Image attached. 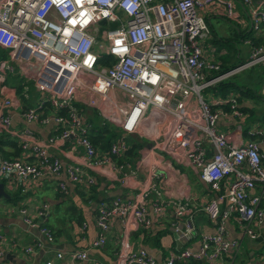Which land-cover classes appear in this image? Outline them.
<instances>
[{
  "label": "built area",
  "instance_id": "obj_1",
  "mask_svg": "<svg viewBox=\"0 0 264 264\" xmlns=\"http://www.w3.org/2000/svg\"><path fill=\"white\" fill-rule=\"evenodd\" d=\"M241 1L249 7L250 29L257 33L264 24V8L252 0ZM208 10L237 19L232 0H0V47L7 51V57L0 59V70H11L12 62L33 60V84L45 95L25 107L22 115L26 121L52 120L59 126L56 135L40 143L31 139L28 127L14 132L22 155H0V180L10 186L43 173H64L74 183L93 184L95 176L87 168L112 162V156L126 148L124 135L149 119L163 124L157 145L194 166L211 192L202 210L214 230L199 233L196 249L187 246L195 233L187 214L188 198H165L152 180H144L130 197L118 195L99 203L94 214L97 235L91 245H103L112 221L118 219L121 232L116 264H156L144 247L131 248L128 236L138 227L159 224L168 206L174 219L167 226L181 247L168 251L165 264L184 259L229 264L242 236L261 237L264 127L256 123L231 127L229 121L219 118L241 114L236 95L204 99L200 90L243 67L264 63V43L247 37V60L222 70L212 58L213 48L200 41L208 32L203 15ZM108 21H118V25L104 27ZM104 54L108 55L105 61ZM3 79L0 74V82ZM110 91L120 92L122 101L114 100ZM21 93L26 96V84ZM76 99L96 107L102 118L120 127L122 133L105 153H98L91 142L88 123L72 102ZM45 102L54 110L52 114L42 111ZM10 104V97L1 100L2 106ZM60 108L66 113H59ZM244 116L242 113L241 118ZM219 120L230 130L218 126ZM9 125L10 114L1 109L0 128L8 130ZM71 136L83 151V167L47 152L49 143ZM153 175L150 172L149 176ZM57 186L65 190L64 181H57ZM18 210L25 223L38 227L43 239H53L52 231L42 222L46 203L33 213L24 205ZM229 221L235 222L239 237L229 236ZM85 225L81 221L82 229ZM41 244V239H35L23 246V251L28 253ZM2 252L0 246V256ZM56 256L61 253L57 251ZM68 256L69 264H74L87 254L77 249Z\"/></svg>",
  "mask_w": 264,
  "mask_h": 264
},
{
  "label": "crops",
  "instance_id": "obj_2",
  "mask_svg": "<svg viewBox=\"0 0 264 264\" xmlns=\"http://www.w3.org/2000/svg\"><path fill=\"white\" fill-rule=\"evenodd\" d=\"M232 1L237 13V19H227L222 16L235 27L232 32L245 42L247 36L244 33L250 31L258 39V42L264 43V24L257 33L253 32L249 25V7L241 0ZM252 2V4L264 8V0H252ZM203 15L204 18L207 17V20L211 16H220L213 10L205 11ZM2 49L5 50L6 55L0 56V59H5L7 51L4 48ZM32 61L29 63L24 61L12 62L11 70H0V74L4 76L3 81L0 82V110L3 109L10 114L8 130L0 128V131L10 134L17 140V135L15 136L14 132L23 127H28L33 135L31 139L40 143L57 134L55 131L57 125L52 120L46 123L26 121L22 115L25 107L34 105L40 97L45 95L33 84L32 75L35 66L32 63L35 62ZM23 84L27 85L26 96L21 91H16V88ZM30 86L33 87L34 92L29 102L27 99ZM261 92L264 93V84L261 87ZM110 95L114 100L122 101L120 92L110 91ZM6 97H10L11 104L2 106L1 100ZM24 98H27L28 102L24 101ZM72 102L85 104L77 99L72 100ZM245 106L247 104L244 102L242 107ZM78 111L81 119L85 120V113L81 112V110ZM261 111L262 108L253 116L251 115V118L257 125L264 127V123L260 122L259 117ZM43 112L52 114L54 110L52 108H44ZM220 125L224 129L226 128L222 122ZM89 126L88 123V128ZM162 126L163 124L161 123L157 124L153 120L146 119L135 131L124 135V139L131 135H137L143 139V144L137 149L135 158L129 157L127 159L123 154H120L112 157V162L103 166H93L92 169L87 168L94 174L97 181L94 193L89 197L84 193H80L82 185L69 181L64 173L59 175L43 173L28 182L21 183L16 181L10 186L0 180L4 183L5 190L11 192V197L9 198H7L8 196H0V234L2 235L0 246L3 249L0 256V264H45L46 261H50L53 264H69L68 254L77 249H84L87 257L75 261L74 264H98L99 262L101 264H116L121 225L118 219H114L106 232L104 244L101 246L91 245V241L97 235L94 223L96 207L99 203L108 201L114 196L130 197L144 180H152L165 198L180 200L188 198L189 213L187 212V214L191 218L195 233L187 242V246L191 249H196L199 246V233L214 230L213 224L202 210V203L211 192L207 188L206 183L199 179L194 166L181 156L171 155L157 145L163 132ZM95 147L98 153L106 152L100 147ZM47 152L57 156L62 162L84 165L83 151L79 145L75 144L72 136L49 143ZM19 155H22L21 151L16 156ZM27 159L33 160L34 157L27 156ZM111 164H114V167ZM150 172L154 173L152 177L149 176ZM59 180L64 181L65 190L58 188L57 181ZM14 191L19 193L18 197L12 195ZM42 203L47 204V212L42 222L47 219L55 232L53 239L50 241L43 239L37 226L25 223L18 210L19 206L24 205L30 213H33L35 208ZM68 208H70V211ZM75 210L81 216L77 223L69 218V214L73 211L75 212ZM173 219V212L168 206L159 224L154 222L149 228L138 227L131 231L128 236V245L131 248L144 247L155 257L156 264H165L164 258L168 251L181 247L179 241L173 235L174 233L167 226ZM35 221H39V219L36 218ZM81 221L86 222L83 229L81 228ZM227 230L229 236H240L235 222L229 221ZM260 230L261 237L254 240L241 235V247L239 246L237 253L235 252L229 264H233V262H236L235 264H264V222L260 225ZM165 232H168L169 236H165ZM35 239H41L42 244L33 246L32 251L25 253L23 246L33 244ZM246 250L250 255L248 258L243 254ZM57 251L61 253L60 257L56 256ZM238 255L241 257L235 261ZM174 264L191 263L188 259H184L175 261Z\"/></svg>",
  "mask_w": 264,
  "mask_h": 264
},
{
  "label": "rangeland",
  "instance_id": "obj_3",
  "mask_svg": "<svg viewBox=\"0 0 264 264\" xmlns=\"http://www.w3.org/2000/svg\"><path fill=\"white\" fill-rule=\"evenodd\" d=\"M226 18V17H225ZM223 18L222 16H211L205 17L207 22L208 32L207 34L200 39L201 43L207 48L212 49V58L216 61L221 67H230L234 64L241 62L248 58V44L243 41V39L238 38L234 32L235 27L230 21ZM118 21H108L104 27H116ZM264 84V63H257L250 66L243 67L233 74L223 78L214 85L204 87L200 90V93L204 99L211 97H217L222 95L224 97L229 96L230 94H235L238 100V108L240 113H245L246 116L241 118L240 115H233L231 118L220 117L221 120L229 121L231 127H234L236 124H241L242 128L255 124V121L251 118L256 112H258L262 106H264V95L261 92V87ZM250 89L252 95H244L242 90ZM249 105L252 109L248 110L247 106L242 107L243 103ZM90 112V105H86ZM96 115L100 119H104L98 113L96 107H93ZM106 120V119H104ZM218 126L224 128L220 125ZM103 121V120H102ZM108 123L111 121L106 120ZM113 125V124H112ZM231 127H226V130H230ZM165 236H169L168 232H165ZM243 245V243H242ZM241 247V246H240ZM241 252V251H240ZM239 252V253H240ZM244 254V252H243ZM241 255V254H240ZM240 255L236 256L235 261L241 257ZM236 262H233L235 264Z\"/></svg>",
  "mask_w": 264,
  "mask_h": 264
},
{
  "label": "trees",
  "instance_id": "obj_4",
  "mask_svg": "<svg viewBox=\"0 0 264 264\" xmlns=\"http://www.w3.org/2000/svg\"><path fill=\"white\" fill-rule=\"evenodd\" d=\"M245 36L249 37L250 39H252L254 42H258V39H256V37H254L250 31H248L247 33H244ZM6 55V52L5 50L2 49V47H0V56H5ZM108 59V55L104 54V56L102 57V60L105 61ZM247 59L245 60H242L241 62L237 63V64H241L243 62H245ZM237 64H234L232 66H235ZM257 64V63H255ZM253 65V64H252ZM230 66V67H232ZM250 66V65H249ZM230 67H221L222 70H225V69H228ZM21 87L22 86H18L16 88V91H21ZM33 92H34V89L32 86L29 87V97L28 99L27 98H24V101H27L29 100V102L31 101L32 99V96H33ZM242 93L246 96V95H252V92L250 89H244L242 90ZM27 99V100H26ZM28 102V101H27ZM77 109L78 110H81V112L85 113L86 115V118L85 120L83 119V121H86L89 123V128H88V136L91 140V142L97 146V147H100L102 148L103 150H108L109 149V145L112 141H114L115 139H117L120 134L122 133V131H120V128L116 125H112V123H108L106 120L104 119H100L99 116H94L96 115L95 113V110L93 109V107H90V109L92 110L90 112V110H88L89 112L86 113V110L88 109V107L83 104V103H77V102H73ZM45 109H50L51 107L49 106L48 102H45L43 104V107H42V111ZM248 110H251L252 108L249 106L247 108ZM59 113L61 114H65L66 113V109L65 108H60L59 110ZM260 117V122L261 123H264V106H262V111H261V114L259 115ZM103 120V121H102ZM59 126L56 127L55 131L56 133L59 131ZM121 132V133H120ZM125 142H126V148L124 149V151L122 152V154L127 158L129 159V157L131 158H135L136 154H137V149L143 144V139L137 135H131L130 137H128L127 139H125ZM19 151H21V148L20 146L18 145L17 143V140L14 139L13 136H11L10 134L6 133V132H2L0 131V155L1 156H5V157H13V156H16ZM112 157H115V156H112ZM96 183L97 181L95 180V183L93 184H89V185H86V186H82L81 187V190H80V193L81 194H86L87 197H89L91 194L94 193V188L96 186ZM59 188V187H58ZM7 194H8V197H11L10 196V191H6ZM12 195L14 197H18L19 193L14 191L12 193ZM6 198V199H7ZM75 208V207H74ZM68 210L70 211V208H68ZM68 211V213H69ZM77 210H75V212L73 211L71 214H69V218H71L72 220L79 222L81 216L76 213ZM43 224H45L46 226H49L50 230L52 231L53 233V236H54V229L52 228V226L48 223V220L45 219L43 221ZM244 256L246 258H248L250 255L248 254V251L246 250L244 252ZM189 262L191 264H208L204 259H199V260H196V259H188Z\"/></svg>",
  "mask_w": 264,
  "mask_h": 264
},
{
  "label": "water",
  "instance_id": "obj_5",
  "mask_svg": "<svg viewBox=\"0 0 264 264\" xmlns=\"http://www.w3.org/2000/svg\"><path fill=\"white\" fill-rule=\"evenodd\" d=\"M0 196H3V197H6L8 196L4 186H3V183L0 181ZM175 236V234H173Z\"/></svg>",
  "mask_w": 264,
  "mask_h": 264
}]
</instances>
